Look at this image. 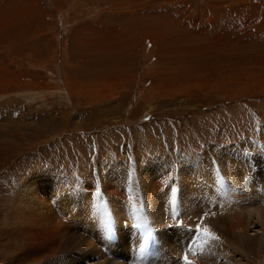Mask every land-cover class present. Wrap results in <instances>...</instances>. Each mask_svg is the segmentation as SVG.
Returning <instances> with one entry per match:
<instances>
[{"label":"rangeland","instance_id":"rangeland-1","mask_svg":"<svg viewBox=\"0 0 264 264\" xmlns=\"http://www.w3.org/2000/svg\"><path fill=\"white\" fill-rule=\"evenodd\" d=\"M263 170L264 0H0V264H264Z\"/></svg>","mask_w":264,"mask_h":264},{"label":"bare ground","instance_id":"bare-ground-1","mask_svg":"<svg viewBox=\"0 0 264 264\" xmlns=\"http://www.w3.org/2000/svg\"><path fill=\"white\" fill-rule=\"evenodd\" d=\"M238 165V164H237ZM264 171V170H263ZM264 174V173H263ZM242 179V178H241ZM48 183L47 182H42L41 184H40V187H43V186H46ZM73 187V186H72ZM260 187V186H259ZM262 187H264L263 186V183H262ZM82 189V188H81ZM91 189V188H90ZM261 189V188H260ZM256 190V189H255ZM235 196L233 195V197H231V199L232 198H234ZM40 199V198H39ZM255 199V198H254ZM42 200V199H41ZM248 201H250V200H248ZM34 205H33V207L34 206H39L37 209H35L36 211H35V213H34V215H32V216H30L29 218H31V221H27L26 220V222H25V224H27V226L29 225V223L30 222H32V221H39V220H41V221H43V219L41 218V217H39V213H38V211L40 212V213H43L42 211H41V209H43V205L41 204V201L40 200H38L37 199V197L35 198V200H34ZM43 203V202H42ZM93 203V202H92ZM257 203L258 204H261V203H263L264 204V199H261L260 200V196H258L257 195ZM257 203H256V205H257ZM216 204V203H215ZM214 204V205H215ZM213 205V206H214ZM263 207V206H262ZM247 209V208H246ZM246 209H244V211L246 210ZM263 209V210H262ZM189 210V209H188ZM247 211V216H248V218L249 219H251V218H254L255 220H260L262 217H263V215H264V208H254V207H251V206H249L248 207V209L246 210ZM190 212V211H189ZM94 213V212H93ZM244 213V212H243ZM243 215V214H242ZM245 215V214H244ZM99 216V215H98ZM17 217V216H16ZM18 218V217H17ZM154 221H155V219H153ZM251 220H253V219H251ZM250 220V221H251ZM125 221H130L131 223H136V222H141V220L139 219V218H134V219H132V220H125ZM125 221L123 222V224H122V227L121 228H118L120 231H121V229L123 230V231H126L125 230V228H126V226H127V223H125ZM189 221V220H188ZM252 222V221H251ZM38 223V222H37ZM130 223V224H131ZM238 224H240L242 227H245V225H244V223H243V221L241 220V219H238V221L235 223V227H240ZM129 225V224H128ZM140 226V225H139ZM143 226V225H142ZM141 227V226H140ZM143 228V227H142ZM155 228V227H154ZM116 229V228H115ZM149 229V228H148ZM239 229H241V228H239ZM39 231H40V233H39V238L37 239L39 242L45 237V233H48V231L45 229V228H43V227H39ZM116 231V230H115ZM172 231V230H171ZM173 231H177V232H179L178 230H173ZM183 231V230H182ZM181 230H180V234L181 233H183L182 235H184V237H186L187 236V232H182ZM186 231V230H185ZM116 233H118V232H116ZM153 233H154V236H155V238H157V240L160 242V240L158 239V236H159V232L157 231V228H155L154 229V231H153ZM263 235L261 236V237H259L258 238V240L256 241L257 242V244L256 245H258V247L259 248H264V233L263 232H261ZM141 234V233H140ZM149 234V233H148ZM14 234L13 233H11V240H9V242H7V248H8V251L11 249V248H14V240H15V238H14V240H13V242H11L12 241V236H13ZM115 235V234H114ZM151 235V234H150ZM177 235L178 234H176V235H172V234H168L167 236H164V235H162V237L165 239V240H168V242L172 245H170V248L171 249H173V250H175V249H177L178 248V246H175V243H173L172 241H175L176 240V237H177ZM243 234H240V236L237 238V240L242 244V243H244L245 242V237L244 236H242ZM252 235H255V234H252ZM109 236V235H108ZM111 237L109 238L108 237V241H111V243L112 242H114L115 241V239L112 237V235H110ZM130 236L132 237V235L130 234ZM143 236V235H142ZM14 237H17V235L15 236L14 235ZM220 237V236H219ZM18 238H20V237H18ZM117 238V237H116ZM121 238L122 239H125V238H127V236L126 235H121V236H119V239L117 240V242H115V243H118V241H120L121 240ZM142 238V237H141ZM154 238V237H153ZM187 238V237H186ZM143 239H146V238H143ZM16 240L18 241V239L16 238ZM142 240V239H141ZM156 240V241H157ZM194 241H192V240H190V241H192V242H195L196 240L195 239H193ZM213 240V239H212ZM36 241V240H35ZM144 241V240H143ZM157 241V243L158 244H160V246H161V243H159ZM250 242H252L251 240H250ZM142 243V242H141ZM141 243H139V244H141ZM145 243V242H144ZM143 243V244H144ZM153 243V242H152ZM190 243V242H189ZM194 244V243H193ZM193 244L191 243V245L193 246ZM239 244V243H238ZM60 245H61V243L59 244V243H57V242H53L51 245H48V250H50L52 253H59L60 251H58V249H60L59 247H60ZM63 245V244H62ZM112 246H111V250H113L116 246H115V244H111ZM136 245V244H135ZM144 246V245H143ZM191 246V247H192ZM233 246V245H232ZM154 247V245H152L151 246V248H153ZM63 248V247H62ZM61 248V249H62ZM15 249V248H14ZM158 248L157 247H154V249L152 250L153 251V253L154 254H156V250H157ZM161 250H162V253H164L163 255H166V252L165 251H169V249H167V246H165V247H162L161 248ZM178 250V249H177ZM177 250L176 251H173V253H176L177 252ZM187 250V249H186ZM70 252V251H69ZM181 252V251H180ZM179 252V253H180ZM68 253V252H67ZM103 253V252H102ZM107 253V252H106ZM179 253H177V254H175L174 255V258L176 259V258H178L179 257V260H182V254H179ZM25 254V253H24ZM31 254V253H30ZM146 254V253H145ZM179 254V255H178ZM190 254V253H189ZM235 254V253H234ZM234 254H233V256H234ZM64 255H66V254H64ZM193 255V254H192ZM236 255V254H235ZM68 256V255H67ZM67 256L65 257V258H67ZM169 256L170 255H166V258H169ZM29 257H30V255H29ZM237 257V256H236ZM28 258V257H27ZM189 259V258H188ZM238 259V258H237ZM239 259H241V257L239 258ZM25 260V259H24ZM61 261L59 262V264H67L68 263V260H64V261H62L63 259H60ZM143 260H145V263L146 264H148L147 262L149 261L148 259H143ZM235 262V260H230V263H234ZM154 263H156V262H154ZM142 264V263H141Z\"/></svg>","mask_w":264,"mask_h":264},{"label":"snow or ice","instance_id":"snow-or-ice-1","mask_svg":"<svg viewBox=\"0 0 264 264\" xmlns=\"http://www.w3.org/2000/svg\"><path fill=\"white\" fill-rule=\"evenodd\" d=\"M185 261H186V264H188V258L187 257H185Z\"/></svg>","mask_w":264,"mask_h":264}]
</instances>
